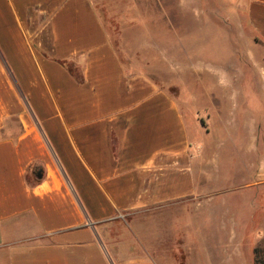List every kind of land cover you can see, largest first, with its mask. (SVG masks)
<instances>
[{"label":"crops","instance_id":"0c3cea01","mask_svg":"<svg viewBox=\"0 0 264 264\" xmlns=\"http://www.w3.org/2000/svg\"><path fill=\"white\" fill-rule=\"evenodd\" d=\"M97 2L0 0V264H264V118L192 140ZM227 2L230 66L261 68L264 0Z\"/></svg>","mask_w":264,"mask_h":264},{"label":"rangeland","instance_id":"374dc122","mask_svg":"<svg viewBox=\"0 0 264 264\" xmlns=\"http://www.w3.org/2000/svg\"><path fill=\"white\" fill-rule=\"evenodd\" d=\"M97 1L93 4L124 65L148 70L175 96L192 140L204 123L205 111L216 126L225 116L241 124L264 118L254 115L252 107L264 104V66L248 68L238 61L230 66L233 51H245L239 31H230L233 25L224 22V12L231 7L227 0L188 1L181 9L175 0ZM250 93L252 97H248ZM200 137L204 147L210 138L204 133Z\"/></svg>","mask_w":264,"mask_h":264}]
</instances>
